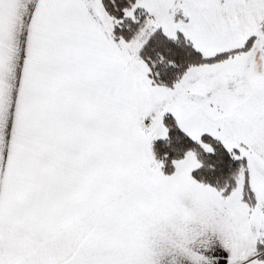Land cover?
I'll return each instance as SVG.
<instances>
[{"label":"snow or ice","instance_id":"obj_1","mask_svg":"<svg viewBox=\"0 0 264 264\" xmlns=\"http://www.w3.org/2000/svg\"><path fill=\"white\" fill-rule=\"evenodd\" d=\"M0 264H264V0H0Z\"/></svg>","mask_w":264,"mask_h":264}]
</instances>
